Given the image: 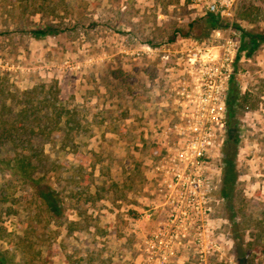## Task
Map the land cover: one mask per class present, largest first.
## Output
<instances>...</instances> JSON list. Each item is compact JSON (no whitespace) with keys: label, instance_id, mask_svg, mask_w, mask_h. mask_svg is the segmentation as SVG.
Segmentation results:
<instances>
[{"label":"rangeland","instance_id":"1","mask_svg":"<svg viewBox=\"0 0 264 264\" xmlns=\"http://www.w3.org/2000/svg\"><path fill=\"white\" fill-rule=\"evenodd\" d=\"M214 3L226 27L206 25ZM227 39L247 96L236 176L211 168L207 209L160 199L181 51ZM0 264H264V0H0Z\"/></svg>","mask_w":264,"mask_h":264},{"label":"built area","instance_id":"2","mask_svg":"<svg viewBox=\"0 0 264 264\" xmlns=\"http://www.w3.org/2000/svg\"><path fill=\"white\" fill-rule=\"evenodd\" d=\"M209 11L217 13V5L210 4ZM238 51V43L231 39L223 44H198L181 51L184 83L175 92L179 120L168 129L182 141H178L181 144L178 152L169 156L173 164L168 170L171 181L165 178L168 173L163 174L168 186L163 192L169 193L168 201H175V195L181 193L188 204L199 200L208 208L207 195L202 193L212 188L211 168L224 165L228 99Z\"/></svg>","mask_w":264,"mask_h":264},{"label":"trees","instance_id":"3","mask_svg":"<svg viewBox=\"0 0 264 264\" xmlns=\"http://www.w3.org/2000/svg\"><path fill=\"white\" fill-rule=\"evenodd\" d=\"M253 7H248L244 10V17L250 16L252 13ZM204 21L206 25L210 28H216V27H226L228 24H222L221 22V15L220 14H215L211 11H209L206 14V17L204 18ZM236 28L241 32L242 34V41L250 46V48H255L257 45L260 43V40L263 39L262 36L260 35H249L245 32L244 29H242L240 26L236 25ZM52 26L48 28V30H37L36 31V36L39 37L41 34H48L52 32ZM245 37H248V40H246ZM244 47V45H243ZM247 96L240 95L238 86L236 84H232L230 88V93H229V99H228V135L225 140V143L223 145V154H224V178L223 181L224 183L230 182L233 180V178L236 176L235 170H236V160L237 156L239 153V128H238V115H237V105H239V101H246ZM65 111H58L55 114L59 117L58 118V123L57 126L59 127L61 120L63 119L64 127H57L59 131L58 132V138L65 143L66 145L69 144V141L72 142L73 136L78 133V126L79 123L75 121L72 118V115L75 114V112H72L68 110L67 108L64 109ZM56 129H52L51 132L52 134L55 133ZM56 132V133H57ZM60 132V134H59ZM61 132H64L63 134ZM20 159V158H19ZM21 161V162H20ZM20 167L25 168V163L23 160L20 159Z\"/></svg>","mask_w":264,"mask_h":264},{"label":"flooded vegetation","instance_id":"4","mask_svg":"<svg viewBox=\"0 0 264 264\" xmlns=\"http://www.w3.org/2000/svg\"><path fill=\"white\" fill-rule=\"evenodd\" d=\"M162 177L163 176H159L157 177V182L155 184V187L152 191V194H154L155 196H157L158 198L162 199L163 198V195H164V190L166 188H168V186L164 183V181L162 180Z\"/></svg>","mask_w":264,"mask_h":264}]
</instances>
